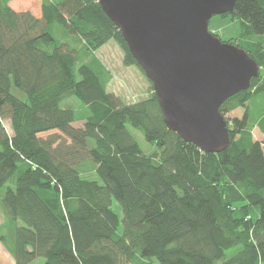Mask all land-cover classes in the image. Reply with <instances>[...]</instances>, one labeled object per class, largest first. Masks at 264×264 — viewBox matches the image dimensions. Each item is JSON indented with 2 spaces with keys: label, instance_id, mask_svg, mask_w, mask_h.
<instances>
[{
  "label": "trees",
  "instance_id": "trees-1",
  "mask_svg": "<svg viewBox=\"0 0 264 264\" xmlns=\"http://www.w3.org/2000/svg\"><path fill=\"white\" fill-rule=\"evenodd\" d=\"M9 1L0 0V210L11 228L0 242L14 263L264 264V138L253 136L264 134V0H236L221 15L242 27L225 42L260 69L219 107L229 146L208 154L166 128L148 80L137 102L108 91L112 74L95 54L110 41L123 66L144 73L97 0H41L37 17ZM70 98L84 118L61 107ZM236 109L241 117H227ZM86 161L97 180L82 176Z\"/></svg>",
  "mask_w": 264,
  "mask_h": 264
},
{
  "label": "water",
  "instance_id": "water-1",
  "mask_svg": "<svg viewBox=\"0 0 264 264\" xmlns=\"http://www.w3.org/2000/svg\"><path fill=\"white\" fill-rule=\"evenodd\" d=\"M236 0H97L151 83L166 128L200 151L229 146L219 107L246 91L258 64L208 30Z\"/></svg>",
  "mask_w": 264,
  "mask_h": 264
},
{
  "label": "rangeland",
  "instance_id": "rangeland-1",
  "mask_svg": "<svg viewBox=\"0 0 264 264\" xmlns=\"http://www.w3.org/2000/svg\"><path fill=\"white\" fill-rule=\"evenodd\" d=\"M40 3L41 0H10L8 5L16 12H29L37 17L39 14ZM208 30L216 35L221 41L225 42L229 39L239 38L242 32V27L236 19H231L229 15L226 17L215 15L211 17L208 22ZM95 55L103 62L112 74V79L108 85L109 92L120 97L125 103L137 102L148 96L150 93V86L146 77L134 66H123L122 52L114 42L110 41L107 43L105 46L97 50ZM11 91L19 98L24 97L23 94L15 88H12ZM61 107L73 110L79 118H84L87 115L85 106L75 98L62 101ZM260 108L262 107H252L251 114L256 115ZM228 116L231 117L233 114H229L227 117ZM83 121V119L78 120L73 123V126L81 127ZM2 123L10 135L11 128L9 122L6 120V122ZM128 129L140 148L145 153H150L153 147L145 141L142 134L132 127H128ZM81 171L83 177L90 180H97L93 167L88 161L82 165ZM111 209L119 218L118 232L120 233L122 231V211L115 200H112ZM8 226L9 224L6 223L5 215H3L0 210V234H8V242L10 243L9 231H6L7 228L9 230V227L11 228V226ZM6 244L7 242H0V264H15L11 254L5 248ZM232 252L233 250H230L228 254H231ZM30 264H43V259L36 258Z\"/></svg>",
  "mask_w": 264,
  "mask_h": 264
},
{
  "label": "crops",
  "instance_id": "crops-1",
  "mask_svg": "<svg viewBox=\"0 0 264 264\" xmlns=\"http://www.w3.org/2000/svg\"><path fill=\"white\" fill-rule=\"evenodd\" d=\"M230 114H233V116H231V118H233V117L239 118L243 114V110L236 109V110L232 111ZM253 136H254V139H256L258 141H261L264 138V134L260 133L257 128L253 129Z\"/></svg>",
  "mask_w": 264,
  "mask_h": 264
}]
</instances>
